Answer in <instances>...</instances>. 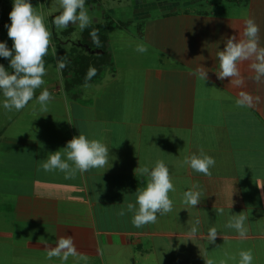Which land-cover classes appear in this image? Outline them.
Wrapping results in <instances>:
<instances>
[{"label": "crops", "instance_id": "0c3cea01", "mask_svg": "<svg viewBox=\"0 0 264 264\" xmlns=\"http://www.w3.org/2000/svg\"><path fill=\"white\" fill-rule=\"evenodd\" d=\"M241 1L229 5L241 11L230 15L214 8L190 9L191 4L224 7L215 0H146L148 9L134 18L107 16L104 25L121 23L117 27L129 30L106 31V51L84 42L68 48L69 55L98 56L101 72L85 89L86 74L78 83L74 70L67 75L63 70L62 82L48 90L56 101L62 94L65 111H50L44 124L22 125L2 141L6 188H0V236L6 233V264H61L58 258L46 259L43 243L54 247L61 236H72L77 251L87 257H70L67 264H205L203 256L218 261L227 250L238 258L247 249L253 251V264H264V188L259 187L264 186V84L248 82L237 89L214 72L216 45L223 50L225 38L238 36L245 17L259 26L264 46V0ZM127 35L130 48L137 43L148 48L142 65L137 63L141 77L125 76V67L112 65L117 56L111 46ZM198 64L209 71L206 81L192 75ZM241 71L248 74L247 62ZM240 90L259 96L260 102L237 108ZM80 133L110 148L112 167L67 180L62 173L37 171L49 153ZM200 148L216 161L211 177L181 166L185 156ZM157 160L168 166L176 189L169 193L173 211L137 229L130 213H118L128 202L135 203L138 188L146 187L147 177L134 170L140 164L151 168ZM194 185L201 202L184 209L183 192ZM214 207H222L224 214L217 215ZM241 212L248 216L245 240L224 227L230 215ZM195 218L200 220L199 235L189 240L188 221ZM211 227L221 234L214 244L206 240ZM97 249H103V256Z\"/></svg>", "mask_w": 264, "mask_h": 264}, {"label": "clouds", "instance_id": "9594fccd", "mask_svg": "<svg viewBox=\"0 0 264 264\" xmlns=\"http://www.w3.org/2000/svg\"><path fill=\"white\" fill-rule=\"evenodd\" d=\"M61 11L52 21L58 29H67L69 25H78L83 31L88 28L93 17L89 15L86 7V0H58ZM11 23L5 25L8 30V37L13 41L12 48L9 49L5 42H0V57L10 61L7 70L0 64V93L3 95L2 107L5 112H19L25 109L29 102L35 98L39 105V112L49 113V104L54 99L52 93L44 87L38 96L36 90L45 85L44 77L47 75L45 67V56L52 46V32L45 24V17L42 12H38L29 0H13L12 10L9 13ZM99 30L93 29L90 36L93 44L99 48ZM224 48L219 50L218 45L215 58L218 68L214 72L219 80L230 79L233 88L245 89L248 82L256 85L264 84V46L261 45L260 28L253 18L245 17L243 30L239 35H232L223 41ZM139 54H146L148 48L143 43H137L134 49ZM55 56V49L53 48ZM204 57L201 56V60ZM247 62V75L241 71V65ZM66 57H56V72L62 75L67 67ZM208 70L201 64L193 70L192 75L199 80L208 79ZM97 73L95 67L90 66L83 87H90L88 81ZM260 102L259 96H254L248 91L240 90L235 99L237 108H252ZM35 111V105L33 106ZM71 124V121H68ZM112 160V159H111ZM110 160V148L100 139H89L83 133L74 136L67 141L66 146L58 151L49 153L47 158L39 163L37 171L43 170L45 173H62L64 179H75L77 174L83 175L92 169H103L104 172L112 167ZM188 166L194 172L203 174L206 177L212 176L211 169L215 167V159L207 155L203 148L198 154L193 153L185 156L181 166ZM135 174L147 177L146 187L138 188L135 192V203L128 202L122 206L119 216L131 214L133 227L141 229L147 225L155 224L159 216H165L173 211L174 202L169 193L176 191L172 182L170 171L164 160H157L151 168L148 165H139L134 170ZM259 186V185H258ZM198 185L183 192L182 203L184 209L196 208L201 202V192L195 190ZM264 188V186H259ZM217 215H223L224 209L214 207ZM248 216L241 212L228 217L225 228L234 230L238 238L245 240L248 238V227L246 222ZM189 228L187 236L189 240L199 235V218L188 221ZM218 235H221L216 227L208 229L207 243L214 244ZM223 239H225L223 237ZM46 259L58 258L61 264H67L70 257L80 260H87V257L77 251L72 236H61L55 242V246H50L47 241ZM219 247V246H217ZM100 256H103V249H97ZM205 264H253L254 254L251 249L240 250L237 254H231L227 250L223 253V258L218 261L203 256Z\"/></svg>", "mask_w": 264, "mask_h": 264}, {"label": "rangeland", "instance_id": "374dc122", "mask_svg": "<svg viewBox=\"0 0 264 264\" xmlns=\"http://www.w3.org/2000/svg\"><path fill=\"white\" fill-rule=\"evenodd\" d=\"M146 0H86V7L89 11V15L93 17V22L91 25H99L103 23H107V16L109 17L112 15L114 18L116 16L119 17L120 14H128L129 17L134 18L135 16H138L139 14H143L145 10L148 9V6L146 5ZM189 1V0H187ZM210 1V0H209ZM216 4L219 3H225L224 7L216 5H206L203 6L201 4L197 5H190V9H200V10H210L216 9V12H221V10H225V13L233 15L232 13H239L241 11L236 10V8L230 7L229 5L232 4L233 0H215ZM235 1V0H234ZM29 2L35 7V9L38 12H42L45 17V24L47 25L48 29L52 32V46L49 48V53L47 56H45V67L47 69V75L44 77L45 79V85H43L40 89L36 90V96L40 94V92L43 90L44 87H47V89L53 88L62 82L61 78L62 75H58L56 72V57H62L63 55H66V51L71 46H74L78 43H83V40L80 36L81 30L79 29L78 25H69L67 29H58L54 26L52 23L54 17L59 14L61 9L59 8L58 0H29ZM100 2V4H99ZM148 2V0H147ZM192 2V1H190ZM239 5L242 1L240 0L233 2V4ZM189 5V4H188ZM187 5V6H188ZM13 6V0H0V42H5L9 49L12 48V46H9L11 39L8 37V30L5 27V25H9L11 23L9 19V13L12 10ZM185 3L181 4L180 10H183L185 7ZM160 10H154V14H159ZM239 11V12H238ZM106 22H105V21ZM125 21V20H123ZM125 24V22H123ZM132 23V22H131ZM121 23H113V28H107L106 31L109 32L108 34H115L118 32H124L125 29L129 30L127 27L120 28L117 27ZM130 24V23H128ZM107 25H110L107 24ZM133 25V23H132ZM3 27H5V30H3ZM124 27V26H123ZM131 29L135 31L136 27L130 26ZM124 35H126L124 33ZM132 39L129 35L125 37V39L122 41V43L117 44L116 41L113 43L114 45L111 46V50L115 52V55L117 56L116 59L113 61L112 65H115V68H126L128 70L125 73V76L131 75L132 78L134 77H141L139 75L140 72H137L138 65H142V54L137 53L134 48H130V42ZM86 44V43H85ZM79 45V44H78ZM83 45V44H81ZM87 46L91 47L89 44H86ZM53 48L55 49V56L53 55ZM70 53V52H69ZM58 54V56H57ZM73 52L70 53V56L72 57ZM10 61L8 59H5L3 57H0V64L4 65V67L11 72V69L9 68ZM138 63V65H137ZM140 63V64H139ZM136 68V69H135ZM139 71V70H138ZM134 72L136 74H134ZM134 74V75H132ZM64 77V76H63ZM66 77V76H65ZM125 93L122 96V99L124 97ZM62 94H60V97L58 98V101L55 99L52 100V102L49 104V113L50 111L54 112L56 110L65 111L64 110V104H63V98H61ZM54 97V96H53ZM61 98V100H60ZM68 99V97H67ZM2 101H3V95L0 93V188H6L4 183L2 182V175L4 173V170L6 166V153L3 151V140L6 137V134H14L18 131V127H27V128H33L35 125H40L44 122L45 118L44 116L46 114H43L39 112V105L36 104L35 98L29 102L28 106L19 111H12V112H5V110L2 107ZM35 105V111L33 110V106ZM49 115V114H48ZM35 124V125H34ZM44 124V123H43ZM9 249V246H6V233H3V236H0V264H6V257H9L8 254H6V250Z\"/></svg>", "mask_w": 264, "mask_h": 264}, {"label": "trees", "instance_id": "16d2710c", "mask_svg": "<svg viewBox=\"0 0 264 264\" xmlns=\"http://www.w3.org/2000/svg\"><path fill=\"white\" fill-rule=\"evenodd\" d=\"M114 27L113 23H110V25H90L88 28L83 30L82 33V40L84 43L89 44L92 48H96V46L93 44L90 32L93 29H98L99 30V40L101 43V47L106 51V46H107V40L108 37L106 35V29L107 28ZM1 30V28H0ZM3 30H5V27H3ZM8 34V33H7ZM13 41L11 40L10 43L8 44L9 46H12ZM106 55V54H105ZM62 57H66L68 63L67 67L64 69V74L67 75L68 72H71L74 70V82L82 83V79L87 73L88 69L90 66L95 67L97 69V73L95 76H97L101 72V67L102 63H100V58L98 56H88L84 54H75L72 55V57L69 54L63 55ZM68 57H70V60H68ZM100 60V61H99ZM94 76V77H95ZM93 77V78H94ZM70 85H67L69 87Z\"/></svg>", "mask_w": 264, "mask_h": 264}]
</instances>
